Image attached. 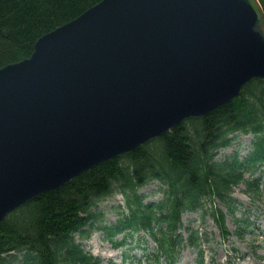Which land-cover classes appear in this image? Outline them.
Listing matches in <instances>:
<instances>
[{
  "label": "water",
  "instance_id": "1",
  "mask_svg": "<svg viewBox=\"0 0 264 264\" xmlns=\"http://www.w3.org/2000/svg\"><path fill=\"white\" fill-rule=\"evenodd\" d=\"M264 80L259 0H102L0 68V222Z\"/></svg>",
  "mask_w": 264,
  "mask_h": 264
},
{
  "label": "trees",
  "instance_id": "2",
  "mask_svg": "<svg viewBox=\"0 0 264 264\" xmlns=\"http://www.w3.org/2000/svg\"><path fill=\"white\" fill-rule=\"evenodd\" d=\"M100 1L0 0V68L29 57L41 36ZM259 2L264 11V0ZM235 132L253 134V150L242 159L234 153L215 161L218 149L232 145L229 135ZM262 165L264 81L252 80L237 98L208 115L184 120L137 150L107 160L8 214L0 222V264H100L76 240L87 239L93 230L101 231L114 247L143 231L155 243L154 252L144 257L150 264H175L184 243L201 255L197 231L186 228L187 238L179 232L181 214L209 213L222 239H228L225 214L214 205L208 212L205 204L217 197L232 214L238 203L232 187L239 183L260 199L259 178L248 180L243 174ZM153 182H158L162 199L145 202L138 191ZM118 193L124 197L125 211L115 223L103 225L105 216L98 206ZM236 225L234 235L244 236L240 226L247 228V219H236ZM119 233L120 241L115 238Z\"/></svg>",
  "mask_w": 264,
  "mask_h": 264
},
{
  "label": "rangeland",
  "instance_id": "3",
  "mask_svg": "<svg viewBox=\"0 0 264 264\" xmlns=\"http://www.w3.org/2000/svg\"><path fill=\"white\" fill-rule=\"evenodd\" d=\"M251 139L250 135H239V138L233 140L231 147L218 151L216 160L222 161L236 150L242 158L251 150L249 144ZM257 173L255 175L244 173L243 177L252 180L257 175L261 176L260 187L263 195L260 199L254 198L251 193L247 192L244 183H239L232 187L231 196L238 200L237 207L232 214L228 213L226 205L217 197L214 199V204H205L204 209L208 212L214 205L225 214L224 224L230 232L228 239H222L220 229L210 215L202 219L200 210L181 215L182 227L179 228V232L187 238L186 228L196 230L202 254L200 255L198 249L191 248L184 243V248L180 250L175 264H198L199 260H202L203 264H264V167L260 168ZM157 186V183H152L139 190V194L145 196V202L161 200L162 193L157 190ZM123 198L122 195L117 194L99 205L98 209L105 213L106 224L114 223L122 217L125 211ZM236 219H247L248 221L249 227H243L246 231L242 237L233 234L237 228ZM122 238L123 234L116 236L119 241ZM77 240L81 241L79 237ZM83 246L86 251L100 258V264H134L133 257L142 259L139 264H148L141 258L142 251L152 253L155 244L144 232H139L134 239H127L126 245L115 248L103 239L101 232H93L87 241H83ZM124 252L127 255H123Z\"/></svg>",
  "mask_w": 264,
  "mask_h": 264
}]
</instances>
